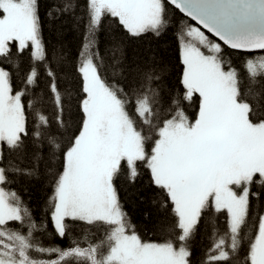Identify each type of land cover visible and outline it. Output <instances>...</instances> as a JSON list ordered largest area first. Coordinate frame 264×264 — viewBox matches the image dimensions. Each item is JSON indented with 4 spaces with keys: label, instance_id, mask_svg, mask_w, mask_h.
I'll return each instance as SVG.
<instances>
[{
    "label": "snow or ice",
    "instance_id": "1",
    "mask_svg": "<svg viewBox=\"0 0 264 264\" xmlns=\"http://www.w3.org/2000/svg\"><path fill=\"white\" fill-rule=\"evenodd\" d=\"M79 7L53 0L47 11L50 22L85 21L65 72L63 53L44 43L40 0H0V65L11 69L0 66V264H192L189 244L205 219L214 239L205 264H264V211H251L264 197V0H84L77 17ZM172 9L195 22L175 33L178 91L154 53L129 60L113 39L110 58L100 54L104 21L129 39H159L174 27ZM225 47L245 54L240 68ZM185 102L198 104L194 119ZM142 167L160 190L163 242L144 241L120 201L118 182L136 181ZM41 168L52 194L37 219L10 185ZM49 223L67 247L43 243Z\"/></svg>",
    "mask_w": 264,
    "mask_h": 264
},
{
    "label": "trees",
    "instance_id": "2",
    "mask_svg": "<svg viewBox=\"0 0 264 264\" xmlns=\"http://www.w3.org/2000/svg\"><path fill=\"white\" fill-rule=\"evenodd\" d=\"M53 0H40V15L42 21V36L46 45L47 51L50 55L53 50L63 53V60L65 62V72L71 70L76 62L77 55L81 49L84 34L85 21L75 20L70 15H64L60 19L50 22L47 16V11ZM84 0H79L80 7L77 9V17L83 15ZM172 17L174 27L161 38L157 39L150 34L142 39L134 40L126 38L122 30H118L111 23L110 20L104 21L103 27L97 33L99 51L105 60L110 58V45L113 39H122L125 44V52L129 60L147 56L149 53H154L158 60L162 61L167 66V82L175 90L180 89L179 74L181 65L179 63V48L176 39V29L181 25V22L194 24L188 18L184 17L178 10L172 9ZM207 34V33H206ZM213 41L218 42L207 34ZM225 52L231 54V59L237 68H240L242 59L245 54L232 53L225 47ZM252 55V54H247ZM30 53L26 50L19 57L18 63L24 71L29 67ZM6 69H10L8 64L0 65ZM55 67L58 69L60 64L57 63ZM39 87L47 94L49 78L44 74V68L40 67ZM66 77L63 73L60 74L59 84L63 87ZM14 91L21 88L20 80L13 76ZM25 101L28 97L26 96ZM185 108L190 119H194L198 111V104L189 105L185 102ZM80 114L73 113V119L78 124ZM75 126V125H74ZM140 176L134 182H129L121 179L118 182V191L120 201L124 211L128 214L131 224L134 226L136 232L146 242H163L166 237L161 234L157 228V222L165 214V209L159 207L160 190L157 189L150 182V173L147 169H140ZM10 188L18 193L22 200L31 208L37 219L45 216L47 212V201L52 194V187L50 177L44 173L43 168L38 178L19 179L17 182L10 185ZM255 191V189H253ZM253 213H260L264 211V197L260 200L252 198ZM225 215L221 214L218 218L219 228L221 233L224 230ZM216 219L215 217L213 218ZM207 225V220H202L197 226L196 233L190 241L189 247L192 255L190 260L192 264H205L206 251L214 243L211 238L210 228ZM77 235L79 229L76 230ZM43 243L45 245H59L67 247L70 243V238L60 239L54 232L51 223L47 234H44ZM54 258V257H45Z\"/></svg>",
    "mask_w": 264,
    "mask_h": 264
},
{
    "label": "water",
    "instance_id": "3",
    "mask_svg": "<svg viewBox=\"0 0 264 264\" xmlns=\"http://www.w3.org/2000/svg\"><path fill=\"white\" fill-rule=\"evenodd\" d=\"M183 15V14H182ZM191 21V20H190ZM191 22H193V23H195L194 21H191ZM203 30V29H202ZM205 31V33H207L206 32V30H204ZM207 34H209L212 38H214V39H216L217 41H218V39L216 38V37H214V36H212L210 33H207ZM219 42V41H218ZM220 43H222V42H220Z\"/></svg>",
    "mask_w": 264,
    "mask_h": 264
},
{
    "label": "rangeland",
    "instance_id": "4",
    "mask_svg": "<svg viewBox=\"0 0 264 264\" xmlns=\"http://www.w3.org/2000/svg\"><path fill=\"white\" fill-rule=\"evenodd\" d=\"M207 35V34H206Z\"/></svg>",
    "mask_w": 264,
    "mask_h": 264
}]
</instances>
